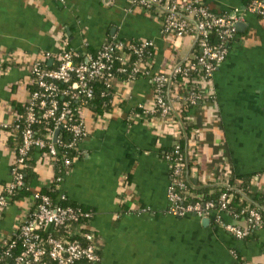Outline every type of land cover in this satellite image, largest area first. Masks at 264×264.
<instances>
[{
  "label": "crops",
  "instance_id": "obj_1",
  "mask_svg": "<svg viewBox=\"0 0 264 264\" xmlns=\"http://www.w3.org/2000/svg\"><path fill=\"white\" fill-rule=\"evenodd\" d=\"M202 1L224 12L246 0ZM238 21L243 24L236 25L228 54L214 71L213 96L196 109L190 177L211 179L228 167L254 173L264 189V19L246 13ZM109 37L150 39L154 69L170 55L189 53L194 44L191 36L167 41L159 18L130 0H0V120L14 119L26 99L35 57L54 53L64 38L72 48L92 52ZM151 89L148 76H139L115 85L109 108L85 109L82 154L60 184L69 200L95 211L90 224L99 264H246L233 254L236 248L247 264H264L263 229L244 241L208 217L166 211L168 166L159 152L172 143V125L139 113L128 118L138 103L150 100ZM9 132L0 126V192L14 156ZM38 155L34 149L33 159ZM36 168L38 185L49 184L51 163ZM29 200L20 197L0 208V243L17 230ZM125 201L128 211L122 210Z\"/></svg>",
  "mask_w": 264,
  "mask_h": 264
},
{
  "label": "built area",
  "instance_id": "obj_2",
  "mask_svg": "<svg viewBox=\"0 0 264 264\" xmlns=\"http://www.w3.org/2000/svg\"><path fill=\"white\" fill-rule=\"evenodd\" d=\"M130 2L160 17L161 34L172 43L185 36L193 37L196 51L170 55L154 69V58L147 61L145 57L152 54L150 47H155L148 38L109 37L94 52L74 49L64 38L54 53L46 51L35 57L22 110H16L10 122L0 120V126L19 140L13 150L10 178L0 192V208L12 201L15 188L23 184L21 166L32 156L33 149L39 150L38 162L57 166L58 173L52 180H55L54 188L60 187L63 175L82 154L79 144L88 134L85 107L95 94L96 82L102 83V95L107 99L103 106L109 108L117 83L126 85L145 75L151 84V98L131 109L128 118L134 119L135 113H139L145 119L155 117L172 125L173 148L163 154V160L171 169L166 211L175 216L193 213L208 217L237 238L244 237L251 226L262 225L259 229H264L260 208H250L247 220L240 219L239 213L228 211L226 207L233 195L230 183H226L216 199L202 201L197 195L187 198L188 183L183 172L187 157L194 160L197 132L192 130L191 141L182 150L179 117L182 106L189 104L191 107L185 115L190 123H195L199 102L213 96V74L226 58L229 44L236 36V22L246 13L264 19V0H248L242 7L235 6L224 12L213 11L202 0ZM193 71L199 72L195 79L190 78ZM189 80L192 81L190 86L186 84ZM230 171L224 167L211 179L224 183L222 179ZM59 197L67 198L64 190L61 189ZM90 216L91 212L80 205L60 204L53 202L47 193L33 192L17 230L0 243V264H74L77 261L99 264L101 254ZM60 230L65 232L61 236L56 233ZM233 254L236 255L234 250Z\"/></svg>",
  "mask_w": 264,
  "mask_h": 264
},
{
  "label": "trees",
  "instance_id": "obj_3",
  "mask_svg": "<svg viewBox=\"0 0 264 264\" xmlns=\"http://www.w3.org/2000/svg\"><path fill=\"white\" fill-rule=\"evenodd\" d=\"M248 0L245 1V3ZM158 17V16H157ZM160 20V17H158ZM141 39L138 37H130V39ZM167 41H171L168 38H165ZM69 46V44H68ZM196 43L193 44L191 51L195 52L196 51ZM86 50V49H84ZM150 50L152 51L151 55H145L146 60L150 61L151 59L154 58L155 55V47H150ZM94 52V51H92ZM132 58L133 55H130ZM77 60L81 59V57H77ZM120 76L124 77L125 75L120 73ZM199 76V72L193 71L190 75L191 79H195L196 77ZM192 81H187L186 84L190 86V83ZM103 85L101 82H96L95 85V94L94 96L90 99V101L87 103L86 108L93 109L96 112H100L104 109H107L108 106H103V102L106 101V96L102 95V90H103ZM111 104V103H110ZM191 106L189 104H185L182 106L180 109V120H181V127H180V147L182 150H185L188 146V143L191 141L190 139V134L192 130L196 129V124L195 123H190L185 115V113L189 110ZM136 108V106L134 107ZM133 108V109H134ZM18 110H22V106L18 107ZM62 131V130H60ZM11 137L10 141L13 147L15 148L17 144L19 143V140L17 138H14L9 132ZM65 135V134H64ZM193 146L196 148V143L193 144ZM173 148V145L165 146L160 149L159 155L163 159V154L166 151H170ZM34 150V149H33ZM74 151V150H73ZM33 153V152H32ZM194 160H190L187 157V165L185 168V171L183 172V177L188 183V194L189 196L187 197L188 199H192L191 195H197L198 197L201 198L202 201H205L206 199H216L218 195L220 194L221 191L225 189L226 183H230L233 185V195L230 200V202L227 204L228 206L226 207L230 213H239L240 219H245L247 220L248 217V210L250 208H260L262 212V224L264 226V210L262 209L264 205V189H260V186L258 184V181L254 178V173L251 172H245V173H235L233 170L230 171V174L228 176L223 177L222 180L225 182H220L215 179H202V178H196V177H190V167L191 164L193 163ZM41 163L38 162V160L33 159L32 156L27 159L26 163L21 166V169L24 172V180L23 184L16 187L13 195L11 196V200L18 199L20 197H26L32 195L33 192L39 191L42 193H47L50 198L53 200V202H58L60 204H72V205H80L83 209L89 210L91 212L90 220L94 216V209L92 207H89L87 205H84L82 203H76L69 198L62 199L59 197L61 188L55 187V180H50L49 184L47 185H38L39 182V174L38 170L36 168V164ZM53 176H56L58 173L57 166H53ZM169 169L168 168V176H169ZM8 181V180H7ZM7 181L3 183V186L6 185ZM128 202H121L122 205V210H129L128 209ZM124 206V207H123ZM215 225H218L213 221ZM262 226V225H260ZM260 226H251L248 228L247 233L244 237L242 238H237L233 234L236 239H242L244 241H247L248 239H255L257 238L256 236V230L261 228ZM264 230V229H263ZM62 230L57 231L56 233L61 236L65 232H62ZM229 232V231H228ZM72 237V236H70ZM234 250V249H233ZM1 251V247H0ZM235 252V257L238 260H241L242 262L246 263V260L243 259V257L240 255L238 249L236 248L234 250ZM78 263H83L87 264L84 261H77L74 264Z\"/></svg>",
  "mask_w": 264,
  "mask_h": 264
},
{
  "label": "water",
  "instance_id": "obj_4",
  "mask_svg": "<svg viewBox=\"0 0 264 264\" xmlns=\"http://www.w3.org/2000/svg\"><path fill=\"white\" fill-rule=\"evenodd\" d=\"M242 24H243L242 21H237V23H236L237 27L240 26V25H242ZM55 134H56V131H55ZM207 220H208V218H205L204 219V221H207Z\"/></svg>",
  "mask_w": 264,
  "mask_h": 264
}]
</instances>
